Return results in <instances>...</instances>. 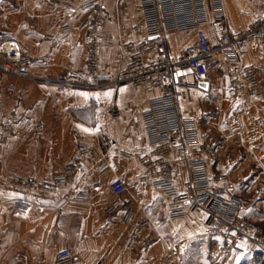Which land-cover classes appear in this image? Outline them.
<instances>
[{
  "label": "crops",
  "instance_id": "obj_1",
  "mask_svg": "<svg viewBox=\"0 0 264 264\" xmlns=\"http://www.w3.org/2000/svg\"><path fill=\"white\" fill-rule=\"evenodd\" d=\"M91 2L105 17L101 85H64L82 68L92 15L84 5ZM258 5L259 0H224L229 32L246 27L258 15ZM0 26V42L15 41L32 61L30 79L0 72V123L8 113L17 114L14 134L0 145V264H51L60 249H67L75 264H98L102 258V264H239L249 255L246 243H240L238 251L220 257L219 239L206 233L202 210L189 209L184 218L169 220L161 193L137 180L141 168L132 155L149 150L140 115L156 91L115 83L122 45L143 39L134 0H0ZM203 30L214 47L210 27ZM165 37L173 59L194 42L191 33ZM219 65L210 68L204 91L184 82L186 68L174 70L171 92L181 115L195 122L199 142L214 147L211 176L225 178V188L243 201L245 217L258 224L264 219V50L251 47L241 59V65L255 69L258 98L232 96L221 74L211 73ZM8 88L15 93L8 95ZM111 104L116 119L108 114ZM36 123L44 127L42 141L33 138ZM76 134L102 161L98 167L81 161L72 183L53 195L36 196L5 184L9 178H57L76 161ZM169 157L176 159L174 153ZM172 172L177 191L184 193L185 167L173 162ZM116 177L126 188L119 196L108 189ZM79 185L89 187L83 202L72 200ZM114 201L120 205L107 216L104 210ZM125 209L134 214L130 225L119 221Z\"/></svg>",
  "mask_w": 264,
  "mask_h": 264
},
{
  "label": "built area",
  "instance_id": "obj_2",
  "mask_svg": "<svg viewBox=\"0 0 264 264\" xmlns=\"http://www.w3.org/2000/svg\"><path fill=\"white\" fill-rule=\"evenodd\" d=\"M139 8L143 39L127 42L121 47L123 65L117 72L115 83L128 84L133 89L148 87L156 91L147 100L140 115L144 137L149 150L145 154L132 155L140 165L137 180L147 183L161 193L166 217L178 220L185 217L189 209H199L205 214L206 233L219 239L217 254L228 257L239 250L240 243H252L264 247V234L260 226L251 222L243 214L244 206L236 195L225 188L224 177H212L210 168L214 163V147L200 143L195 122L183 117L176 99L171 92V77L174 70L184 67L189 75L184 76L186 84L206 83L210 68L220 63L218 70L227 83L232 96L260 97V86L252 66L241 65L247 50L254 47L264 50V0H259L258 15L244 28L230 33L224 11V0H134ZM84 8L92 11L89 18L83 64L81 70L62 82L96 88L99 82V63L102 54L101 29L105 17L100 5L87 3ZM209 26L215 36L212 47L203 27ZM3 27L0 26V30ZM133 31L138 29L133 27ZM167 33H191L193 45L183 49L176 59L167 53ZM32 61L21 51L15 41L0 42V72L19 79L31 78ZM188 76L190 79H187ZM8 95L14 88L6 90ZM111 119L118 116L117 108L111 104L108 110ZM17 114L12 111L0 123V145H5L15 132ZM44 127L36 123L33 138L44 139ZM76 161L64 167L61 174L50 182L35 178H9L5 184L15 190L36 196L57 194L72 183L81 171L80 162L88 160L90 169L98 167L102 161L92 156V149L80 134H76ZM171 153L176 155L172 160ZM183 165L187 172L186 189L179 193L174 184L172 163ZM238 184H242L239 180ZM113 196L126 190L120 177L108 185ZM89 187L79 185L74 188L72 200L83 202L87 199ZM119 202L109 204L104 213L110 216L116 212ZM134 214L125 209L119 221L124 225L133 222ZM76 258L67 250L56 252L51 264H75ZM103 263V258L98 264Z\"/></svg>",
  "mask_w": 264,
  "mask_h": 264
},
{
  "label": "trees",
  "instance_id": "obj_3",
  "mask_svg": "<svg viewBox=\"0 0 264 264\" xmlns=\"http://www.w3.org/2000/svg\"><path fill=\"white\" fill-rule=\"evenodd\" d=\"M262 232L264 233V222L260 225ZM252 243L247 242L245 247L249 252ZM254 246V245H253ZM254 252L247 255L239 264H264V247L255 246Z\"/></svg>",
  "mask_w": 264,
  "mask_h": 264
},
{
  "label": "rangeland",
  "instance_id": "obj_4",
  "mask_svg": "<svg viewBox=\"0 0 264 264\" xmlns=\"http://www.w3.org/2000/svg\"><path fill=\"white\" fill-rule=\"evenodd\" d=\"M246 2H249L250 0H245ZM211 73H212V75L214 76V77H219L220 76V71H217L215 68H213L212 70H211ZM222 76V75H221ZM239 181V180H238ZM238 181H237V184H238ZM242 181V184H238V185H240V186H242L243 184H244V181L243 180H241ZM237 196V195H236ZM238 197V196H237ZM240 199V198H239ZM241 200V199H240ZM242 201V200H241ZM242 203H243V201H242ZM244 206V205H243ZM264 222V219L262 220V221H260L259 223H258V225L260 226L262 223ZM260 229H261V227H260ZM262 231V230H261ZM263 233V232H262ZM264 234V233H263ZM254 245V246H253ZM255 246H257V245H255V244H252L251 245V247H250V250H249V255L251 254V252H254L255 251V249H256V247Z\"/></svg>",
  "mask_w": 264,
  "mask_h": 264
},
{
  "label": "water",
  "instance_id": "obj_5",
  "mask_svg": "<svg viewBox=\"0 0 264 264\" xmlns=\"http://www.w3.org/2000/svg\"><path fill=\"white\" fill-rule=\"evenodd\" d=\"M198 88L204 91V90H206L207 85H206V83H199Z\"/></svg>",
  "mask_w": 264,
  "mask_h": 264
}]
</instances>
